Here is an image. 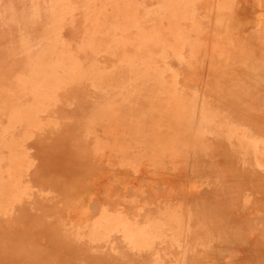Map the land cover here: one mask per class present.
<instances>
[{
  "label": "rangeland",
  "instance_id": "374dc122",
  "mask_svg": "<svg viewBox=\"0 0 264 264\" xmlns=\"http://www.w3.org/2000/svg\"><path fill=\"white\" fill-rule=\"evenodd\" d=\"M0 180V264H264V0H0Z\"/></svg>",
  "mask_w": 264,
  "mask_h": 264
},
{
  "label": "bare ground",
  "instance_id": "6f19581e",
  "mask_svg": "<svg viewBox=\"0 0 264 264\" xmlns=\"http://www.w3.org/2000/svg\"><path fill=\"white\" fill-rule=\"evenodd\" d=\"M168 99V98H167ZM147 101V100H146ZM149 101V100H148ZM248 101H250V99H249V92L248 91H242L241 93H238L237 94V96H235V97H233L232 98V100H231V98H230V101L228 102V105H229V107H231L230 108V110H233V111H237L238 112V114H240V117H235V115H234V117H232V118H236V119H243L245 116H246V108H247V102ZM130 105V104H129ZM117 106H118V104H117ZM130 107H131V109H132V111H130L129 113H132V112H134V111H136L135 109H134V106H132V105H130ZM141 108V107H140ZM128 113V114H129ZM136 115H138V113L136 112ZM213 115H215L214 113L213 114H211L210 116H207L208 118H210L211 120H213V118H212V116ZM237 115V114H236ZM239 116V115H238ZM218 117V116H217ZM247 121V120H246ZM218 122H219V120H217V122H213V125H216L217 126V124H218ZM204 125H205V123H204ZM215 126V127H216ZM213 129V128H212ZM12 141V145H13V147H11L12 148V150L14 149V145H15V143L13 142V140H11ZM9 143V145H10V142H8ZM7 143V144H8ZM8 145V146H9ZM10 147V146H9ZM10 156V155H9ZM8 160H9V157H8ZM9 162V161H8ZM2 180V179H1ZM0 180V184H2L3 185V183H2V181ZM6 190V189H5ZM2 201H4L5 203H6V193L0 188V211H2V212H7L6 211V209H4L2 206H5V205H2ZM11 208V207H10ZM208 218V217H207ZM214 218V217H213ZM32 224V223H31Z\"/></svg>",
  "mask_w": 264,
  "mask_h": 264
}]
</instances>
